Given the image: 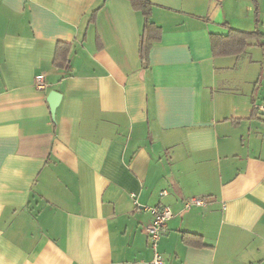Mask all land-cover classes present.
<instances>
[{
  "label": "crops",
  "instance_id": "1",
  "mask_svg": "<svg viewBox=\"0 0 264 264\" xmlns=\"http://www.w3.org/2000/svg\"><path fill=\"white\" fill-rule=\"evenodd\" d=\"M150 1L162 35L144 66L128 0H0V264H150L158 205L165 264H264V39L239 56L211 40L255 30L254 3Z\"/></svg>",
  "mask_w": 264,
  "mask_h": 264
},
{
  "label": "trees",
  "instance_id": "2",
  "mask_svg": "<svg viewBox=\"0 0 264 264\" xmlns=\"http://www.w3.org/2000/svg\"><path fill=\"white\" fill-rule=\"evenodd\" d=\"M132 7L139 11L144 19L141 40L139 45V55L141 63L147 66L149 54L153 45L161 39L162 29L151 20L154 4L150 0H128ZM255 7L256 28L253 31H243L231 27L228 23L223 25L227 28L226 34L212 33V50L215 56H239L244 53L253 40L264 39V33L260 31L259 3L252 0ZM97 8L91 15V22L95 20L99 11ZM264 48V44H260ZM72 45L66 42H59L56 50L54 64L57 67H68L70 64V54ZM185 243L202 246L204 245L201 235L186 232L183 235Z\"/></svg>",
  "mask_w": 264,
  "mask_h": 264
},
{
  "label": "built area",
  "instance_id": "3",
  "mask_svg": "<svg viewBox=\"0 0 264 264\" xmlns=\"http://www.w3.org/2000/svg\"><path fill=\"white\" fill-rule=\"evenodd\" d=\"M34 85L37 89L44 90L47 87L45 76L39 74L34 79ZM257 110L264 114V101L257 106ZM165 192H162L164 194ZM206 204L204 198L192 197L184 202L186 210L191 209L193 206H203ZM153 213L152 221L145 226V233L148 238L149 246L153 252L152 261L150 264H165L164 257L159 251V242L162 235L166 232L168 222L173 217V211L168 205H158L148 208Z\"/></svg>",
  "mask_w": 264,
  "mask_h": 264
},
{
  "label": "water",
  "instance_id": "4",
  "mask_svg": "<svg viewBox=\"0 0 264 264\" xmlns=\"http://www.w3.org/2000/svg\"><path fill=\"white\" fill-rule=\"evenodd\" d=\"M61 94L57 91H51L47 97V101L50 105L51 113L54 115L55 110L60 102Z\"/></svg>",
  "mask_w": 264,
  "mask_h": 264
}]
</instances>
